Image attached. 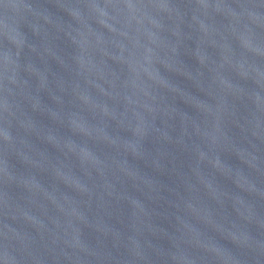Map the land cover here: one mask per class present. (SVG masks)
Instances as JSON below:
<instances>
[{
	"label": "water",
	"instance_id": "1",
	"mask_svg": "<svg viewBox=\"0 0 264 264\" xmlns=\"http://www.w3.org/2000/svg\"><path fill=\"white\" fill-rule=\"evenodd\" d=\"M0 264H264V0H0Z\"/></svg>",
	"mask_w": 264,
	"mask_h": 264
}]
</instances>
